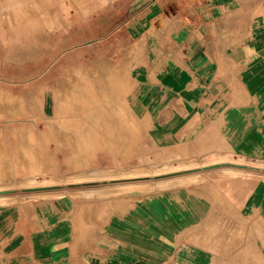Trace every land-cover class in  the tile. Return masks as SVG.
Instances as JSON below:
<instances>
[{"label": "rangeland", "instance_id": "rangeland-1", "mask_svg": "<svg viewBox=\"0 0 264 264\" xmlns=\"http://www.w3.org/2000/svg\"><path fill=\"white\" fill-rule=\"evenodd\" d=\"M94 1L83 11L74 0H66L65 15L45 13V0H22L30 12L19 15L14 7L7 13L12 0H0V186L8 190L0 195L15 197L13 203L0 206V238L11 235L7 228L12 216L21 222L22 236L30 227L45 233L46 222L60 217L61 210L84 211L88 217L97 211L102 216L110 207L123 205L122 199L160 192L100 197L93 190L125 181L72 183L75 177L68 174L96 168L98 161L129 170L178 167L229 152L234 162L264 165L261 157L214 149L228 147L227 133L222 135L217 125V131H210L214 125L209 119L206 128L204 122L198 125L200 133L176 136L174 142L158 133L157 117L148 109L140 78L148 58L146 39L143 31L132 35L125 25L131 0ZM37 5L39 9L31 7ZM165 31L157 37L169 48ZM237 92L233 87L228 99ZM172 106L180 109L178 103ZM221 166L238 168L235 164L207 168ZM252 180L206 181L203 186L218 204L231 207L238 204L232 191L250 190L264 178ZM53 190L65 194L51 197L47 192ZM235 224L234 217L214 220L213 244L229 237L234 245ZM258 237L261 240L260 231Z\"/></svg>", "mask_w": 264, "mask_h": 264}, {"label": "crops", "instance_id": "crops-1", "mask_svg": "<svg viewBox=\"0 0 264 264\" xmlns=\"http://www.w3.org/2000/svg\"><path fill=\"white\" fill-rule=\"evenodd\" d=\"M130 2L125 25L146 39L140 78L158 133L174 142L200 133L209 119L210 131L227 133L228 147L214 149L264 159V0ZM164 28L169 48L157 37ZM233 87L238 92L228 99ZM233 192L238 204L231 207L196 184L122 199L102 216L61 210L45 233L30 227L23 236L12 216L0 264H264V181ZM222 217L236 220L234 245L229 237L213 244L212 223Z\"/></svg>", "mask_w": 264, "mask_h": 264}, {"label": "bare ground", "instance_id": "bare-ground-1", "mask_svg": "<svg viewBox=\"0 0 264 264\" xmlns=\"http://www.w3.org/2000/svg\"><path fill=\"white\" fill-rule=\"evenodd\" d=\"M77 6H79L83 11L89 7L94 6V0H74ZM47 5L45 9L46 12L51 10L54 12L63 11V14H68V6L66 5V0H45ZM11 7L18 10L19 15L29 14V8L22 0H12L11 6L9 7L7 13H10ZM34 10L39 9V6H31ZM105 84V83H103ZM108 86V84H107ZM105 87V86H104ZM108 88V87H106ZM102 93V92H101ZM109 101V100H108ZM107 101V103H108ZM224 155V156H223ZM230 153H217L216 158L211 160L202 159L200 161L191 160L188 164L180 165L178 167H149L148 169H138L129 170L128 168L122 169L114 164L113 166H108L107 162L98 161V167L93 168L89 171L80 170V172L70 173L68 176H74L75 182L72 183H82L84 181L92 183L96 179H105L107 181H125L113 184H107L104 188L95 189L98 196L107 197L109 195H119L121 193L138 192L142 193H152L155 191H163L179 187H189L196 184H203L206 181H211L212 184L216 180H247L253 181L252 179L264 178V165L262 162H257L255 164H248L243 162H234L230 158ZM238 164L246 165L252 167V169H238L232 167H215L209 169L207 167L221 165V164ZM201 169V170H197ZM190 170H197L192 173L181 174ZM163 176L159 179H149V180H139L143 178H153ZM211 184V185H212ZM30 188V187H29ZM0 191H8L2 186H0ZM92 191V192H93ZM49 196L56 198H62L65 194L64 190H53L47 192ZM48 198V196H47ZM15 201V197L12 195H0V206H7Z\"/></svg>", "mask_w": 264, "mask_h": 264}]
</instances>
